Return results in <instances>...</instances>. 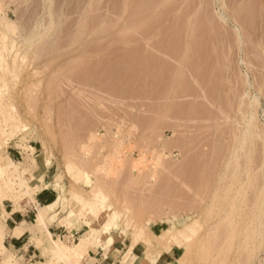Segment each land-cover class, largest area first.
<instances>
[{
	"label": "rangeland",
	"instance_id": "1",
	"mask_svg": "<svg viewBox=\"0 0 264 264\" xmlns=\"http://www.w3.org/2000/svg\"><path fill=\"white\" fill-rule=\"evenodd\" d=\"M245 2L0 0L6 201L54 187L73 232L56 241L96 235L58 261L119 240V264H203L186 247L212 234L233 250L218 264H264V0ZM196 217V234L160 236Z\"/></svg>",
	"mask_w": 264,
	"mask_h": 264
},
{
	"label": "crops",
	"instance_id": "2",
	"mask_svg": "<svg viewBox=\"0 0 264 264\" xmlns=\"http://www.w3.org/2000/svg\"><path fill=\"white\" fill-rule=\"evenodd\" d=\"M16 153L18 152L10 154L16 156ZM22 158L24 159V156ZM62 207L58 191L48 186L37 192L32 203H22L21 209L15 208L13 203L7 201L0 204V231L4 236L0 248V264H63L56 257L54 240L58 238L62 240L73 232L61 223L65 218ZM40 210H44L47 229L37 227ZM75 232L78 231L75 229ZM114 242L107 248L103 246L97 249L89 248L86 263L119 264L125 248L117 247L119 240ZM131 250L136 255L132 245ZM137 258L136 255L135 262Z\"/></svg>",
	"mask_w": 264,
	"mask_h": 264
},
{
	"label": "bare ground",
	"instance_id": "3",
	"mask_svg": "<svg viewBox=\"0 0 264 264\" xmlns=\"http://www.w3.org/2000/svg\"><path fill=\"white\" fill-rule=\"evenodd\" d=\"M138 1H141V0H138ZM243 1V0H242ZM146 2V1H145ZM144 2V3H145ZM244 2H245V0H244ZM254 2V1H253ZM131 3V2H130ZM134 3V2H133ZM143 3V2H142ZM222 3H223V1H222ZM242 4V7L244 6V5H246V7H249V6H251V5H247V3L245 4L244 3V5H243V2H241ZM251 3V2H250ZM245 6H244V8H246ZM243 8V9H244ZM251 8V7H250ZM248 9V11H246L245 12V10L243 11L244 13H243V15H242V17H243V21H245V19L246 18H244V17H247L246 15L247 14H249V13H251V12H249V8H247ZM246 9V10H247ZM253 9V8H252ZM256 10H257V8H255ZM250 11H252V10H250ZM256 12V11H255ZM255 12H254V17H255ZM259 12V11H258ZM242 14V13H241ZM240 14V15H241ZM244 14H245V16H244ZM239 15V16H240ZM250 15H252V14H250ZM252 15V16H253ZM237 19V21H238V19H239V21H241L240 19V17L238 18H236ZM247 19H248V17H247ZM249 19H251V18H249ZM235 21V20H234ZM248 21V20H247ZM250 21V20H249ZM1 55V54H0ZM0 128H1V126H0ZM2 129V128H1ZM2 131V130H1ZM4 131V130H3ZM34 149V148H33ZM27 159V158H26ZM11 163H13V164H11V166L13 165L15 168H13V171L16 173V171L18 170V167H17V164H15L14 162H11ZM5 167L3 166V168H0V175H2V174H5V176H6V173H8V172H11V171H8L7 172V170L6 169H4ZM18 172V171H17ZM12 173V172H11ZM9 174V173H8ZM8 174H7V176H8ZM13 174V173H12ZM12 174H10L9 175V178H10V176L12 175ZM15 175H17V173L15 174ZM14 175V176H15ZM4 176V177H5ZM13 176V177H14ZM4 177H2L1 176V178L0 179H5ZM7 179V178H6ZM6 179H5V182L4 181H2V183H1V188H0V204L2 205L3 203H4V201H6V200H14L15 199V197H16V193H15V187L14 186H12L10 183H8L7 181H6ZM18 179V178H17ZM20 179V178H19ZM21 180V179H20ZM11 181H12V179H11ZM27 181V180H26ZM19 182V181H18ZM187 182V181H186ZM185 182V183H186ZM23 183V182H22ZM14 184V183H13ZM17 184V183H16ZM188 184V183H187ZM186 184V185H187ZM190 185V184H189ZM25 186H27V185H25ZM30 186H27V187H25V191H27L26 190V188H29ZM35 187V185L33 186V188ZM36 189H37V187H35ZM34 188V189H35ZM195 188H197V187H195ZM242 188V187H241ZM241 188L240 189H238L237 191H236V194H235V196H234V198H236V199H238L239 197H240V193H241ZM18 190V189H17ZM24 191V192H25ZM32 192V191H31ZM34 192V191H33ZM27 194H28V192H26ZM31 194V193H30ZM263 194V193H262ZM75 195V194H74ZM242 197V196H241ZM79 198V197H78ZM77 198V199H78ZM75 199V198H74ZM81 200H82V198H81ZM241 200V199H240ZM231 205H230V209H231V211L229 212V214H228V217L226 218V216H224L223 218L225 219H228L229 220V218L231 219V217L233 218L234 216H235V210H236V203H235V201L233 200V199H231ZM242 202V201H241ZM261 203V202H260ZM238 204V203H237ZM51 207V206H50ZM187 207V206H186ZM198 207V206H197ZM239 208V207H238ZM260 208H261V206H260ZM259 208V209H260ZM240 209V208H239ZM258 209V210H259ZM257 211V210H256ZM261 211V210H260ZM5 212V211H4ZM3 213V212H2ZM241 213H239L238 215H240ZM38 217H39V221H40V225L43 227V228H48V225H47V223H46V221H45V215H44V213H43V211L41 212L40 211V213L38 214ZM241 217V216H240ZM239 217V218H240ZM199 220H198V218L196 217V218H193L192 219V223L191 224H186L185 225V227L184 228H182V229H178L177 230V232H175L174 230H172L171 228H167V229H164L163 230V232L161 233V237H163V238H167V237H173L174 235H176L177 233H179V234H181V236H183V235H190V231H191V233H194V234H196V232H197V229H196V227H195V225H197L199 222H198ZM226 221V220H225ZM254 221V220H253ZM218 222V221H217ZM1 228V227H0ZM49 233V232H48ZM209 234V233H208ZM239 235H240V233H238ZM150 234H148V236H149ZM193 235V234H192ZM210 235H212V234H209V236ZM247 235V234H246ZM245 235V236H246ZM250 234H248V237H235V240H236V242L237 243H235L234 245H233V249H234V246L236 247L235 249H236V251L239 249H241V251L243 250V252H244V250H246L245 248L248 246V241H250V240H248V239H251V235L249 236ZM95 233H94V230H93V232L92 233H90L89 235H84V236H82V238L80 239V241L79 242H77V243H75L73 246H68V245H60L56 240H54V246H55V251L58 253V254H61V255H64V256H66L67 258H68V256H69V258L70 257H73V256H78V255H80V254H83L84 252H86L87 251V248L89 247V245L96 239L95 238ZM207 236V235H206ZM209 236H208V238H209ZM137 237V236H136ZM151 237V238H150ZM150 237L148 238L149 239V241L148 240H146L147 242H149V243H152V236L150 235ZM176 237V236H175ZM184 237V236H183ZM186 237V236H185ZM185 237H184V239H185ZM51 238V237H50ZM205 238H207V237H205ZM205 238H198V240H196V242L195 243H192V244H190L189 245V247L187 248L186 247V249H188V251H187V255H190L191 257L193 256V258H197V260L199 261V262H201V263H203V264H207V261L208 262H211V263H215V264H218L219 263V261H222V259L223 258H227V256L233 251H231V248L230 247H225V248H223V249H221V247H219L220 249H217L216 247H218L217 246V244H215V243H212V242H210L211 244H209L208 243V241H206L205 240ZM231 238L233 239V236H231ZM184 239H182L183 241H184ZM190 239V238H189ZM182 240H179V241H182ZM213 240H215L214 238H213ZM212 240V241H213ZM151 241V242H150ZM179 241H178V243H179ZM194 241V240H193ZM192 241V242H193ZM229 241V240H228ZM231 242H232V240H230ZM186 242H188V241H186ZM215 242H216V240H215ZM219 242V241H218ZM182 243V242H181ZM191 243V242H190ZM180 244V243H179ZM230 244V243H229ZM216 245V246H215ZM215 246V247H214ZM232 247V246H231ZM234 249V250H235ZM185 251V253H186V250H184ZM182 253H184V252H182ZM222 253H223V256H222V259H219L220 258V256L222 255ZM184 255V254H183ZM243 255H246V254H244L243 253ZM65 257V258H66ZM181 258V260H180V263L181 264H184V262H183V260H182V256H180ZM185 257V256H184ZM237 258H240V257H238L237 256ZM196 260V261H197ZM239 260V259H238ZM237 260V261H238ZM191 263V262H190Z\"/></svg>",
	"mask_w": 264,
	"mask_h": 264
}]
</instances>
